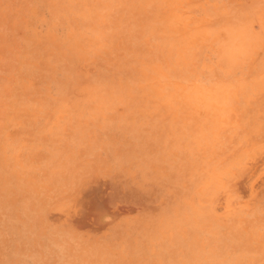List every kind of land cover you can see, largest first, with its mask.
<instances>
[{
    "label": "rangeland",
    "instance_id": "1",
    "mask_svg": "<svg viewBox=\"0 0 264 264\" xmlns=\"http://www.w3.org/2000/svg\"><path fill=\"white\" fill-rule=\"evenodd\" d=\"M198 1L204 9L192 14L210 17L213 3L223 18L219 10L207 18L222 29L243 3L257 32V45L232 46L222 66L211 36L197 70L212 73V83L198 76L213 86L225 83V94L207 96L214 109L176 110L174 95L104 90L11 97L17 119L0 127V264H211L221 259V224L264 212V25L256 16L264 0H235L225 17L220 6L233 3ZM134 6L132 24L143 16ZM39 12L49 19L46 7ZM253 49L258 55L247 56ZM100 67L89 75L108 66ZM228 145L240 158L229 173L221 165Z\"/></svg>",
    "mask_w": 264,
    "mask_h": 264
},
{
    "label": "bare ground",
    "instance_id": "2",
    "mask_svg": "<svg viewBox=\"0 0 264 264\" xmlns=\"http://www.w3.org/2000/svg\"><path fill=\"white\" fill-rule=\"evenodd\" d=\"M196 1L198 0H0V72H6L0 83L1 130L5 121L13 123L17 119L15 112L19 100L11 97L27 91L61 94H98L106 91V94L137 92L157 96L174 95L176 110L183 105L198 110V104L203 103H206L205 108L208 109L211 98L215 99L216 95L211 96L214 91L225 94L227 90L225 83L219 80L216 83L218 86L209 84L214 78L207 80L212 73H201V68L204 71L203 66L198 69L201 73L199 74L197 67L201 65L197 64L202 63L198 61L204 55L205 47H210L211 41L215 40L211 38L218 39V52L215 51L220 56L216 58L218 61L228 58L232 46L251 47L256 44L257 32L251 24L252 13L245 11L247 7L243 3L238 6L245 7L244 14L243 11L240 12L243 10L241 7L237 9H241L240 11H231L236 9L235 0H227L229 4H234L228 8L220 4L221 8L224 6V17L233 14L229 11L235 12L234 16L224 19L226 23L223 25L226 27L222 29L216 25L217 22H213L214 17L211 22L215 26L208 19L215 13L214 10H219L216 9L217 6L206 2L208 7L211 4L210 7L215 9L210 17H206L205 12L208 11L204 10L205 12H201L204 18L199 16L197 19L198 14L196 16L192 11L196 8L202 9L201 5L204 3L200 2L202 4L197 7ZM133 4L140 13L143 12L142 16L136 11V29L135 22L132 24V16L135 14L131 13ZM41 6L48 9L49 19L40 14ZM255 7L252 8L257 13ZM220 11L216 13L218 17L215 15L218 20H222V15L219 14L223 11ZM259 11L263 16L264 10ZM238 14L243 17L236 16ZM259 14L256 16L258 15L260 25L263 26L264 20L259 19ZM235 16L238 21L240 19L239 22L236 19V23L232 21ZM38 24H43L44 28H39ZM221 24L218 22V25ZM133 31H136V35H133ZM212 43L214 45L215 42ZM210 48L208 49L211 50ZM254 49L246 55H254ZM208 52L210 58L214 51ZM256 52L255 56L258 55ZM242 54L245 55L244 51L240 53ZM221 61L219 62L222 66ZM202 65H206L205 61ZM100 66H108L106 70L111 68L109 75H106L110 72H105V68L100 70L105 72L107 79L105 76L101 77L98 71L101 83L96 73L92 77L88 73L91 67ZM206 66L213 71L210 65ZM198 75H207V78H203L210 82L207 83ZM102 78L105 79L104 82ZM197 95L211 98L206 102L207 99L203 97L197 99ZM159 99L170 102L168 98ZM211 107L215 108L212 105ZM237 142L240 145L241 142ZM3 150H0L1 156ZM228 150L230 152L227 151V155L221 160L222 168L226 172L240 162L233 147ZM221 227L223 235L219 248L222 253L219 256L221 259H214L216 264H264V212L254 217L241 215L228 219Z\"/></svg>",
    "mask_w": 264,
    "mask_h": 264
}]
</instances>
